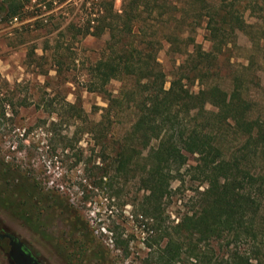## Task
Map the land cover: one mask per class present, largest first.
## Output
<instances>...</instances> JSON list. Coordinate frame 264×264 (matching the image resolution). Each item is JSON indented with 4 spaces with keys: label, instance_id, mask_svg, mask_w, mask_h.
I'll use <instances>...</instances> for the list:
<instances>
[{
    "label": "trees",
    "instance_id": "16d2710c",
    "mask_svg": "<svg viewBox=\"0 0 264 264\" xmlns=\"http://www.w3.org/2000/svg\"><path fill=\"white\" fill-rule=\"evenodd\" d=\"M30 1L0 0V17L17 18ZM52 2L35 0L36 5ZM90 2L86 7L87 24L78 29L79 34L108 33L109 38L107 53L89 67L86 90L108 92L107 84L114 79L131 82L106 97L104 116L111 111L119 114L116 109L124 110L123 105L130 116L108 166L125 183L138 184L139 195L132 200L136 208L133 217L147 226L142 231L146 233L144 240H152L146 243L150 248L146 258L154 264H177L190 258L203 260L204 264H262L264 116L252 115L254 103L241 75L234 77L229 92L217 84L194 92L181 77L170 79L166 87V73L157 60V50L161 38L173 44L181 33L168 29L158 35L160 38L150 28L161 22L172 27L185 24L186 16L193 10L195 20L205 21L215 50L221 51L223 46L234 42L229 38L236 30L251 37L253 33L259 34L256 38L259 44L260 39L264 40V0H122L120 9H114V0ZM165 6L178 8V12H169L163 19L159 9ZM154 9L158 10L157 16H142L144 11L150 15ZM248 10L256 12L260 21L247 22ZM191 44L193 70L200 71L204 63L208 67L213 54L193 41ZM208 105L214 109L207 108ZM70 107L73 109L75 105ZM5 113L4 107L1 108L0 116ZM101 122L103 119L98 124ZM193 151L198 156L190 165L187 152ZM4 166L8 165L0 162V207L39 232L43 227L41 215L46 214V218L51 208L64 206L69 213L65 222L69 221L85 238L83 244L91 246L82 249V252L90 250L85 261L78 252L70 255L74 264H114L110 250L96 242L97 237L88 230L87 223H82L80 214L67 208L57 192L43 190L37 182L20 174L12 176V171ZM108 170L104 173L108 174ZM185 174L196 183L194 202L170 232L163 228L165 201L172 191V181L179 178L183 181ZM10 178L14 180V190L3 183ZM63 209L61 212H65ZM110 231L115 248L127 256L129 239H121ZM213 241L224 242L225 258H213ZM239 244L246 246L242 248Z\"/></svg>",
    "mask_w": 264,
    "mask_h": 264
},
{
    "label": "rangeland",
    "instance_id": "374dc122",
    "mask_svg": "<svg viewBox=\"0 0 264 264\" xmlns=\"http://www.w3.org/2000/svg\"><path fill=\"white\" fill-rule=\"evenodd\" d=\"M121 1L114 0V9H120ZM90 4V0H53L51 5H36L31 0L17 18L0 17V109L4 107L6 111L4 117L0 116V162L8 165L4 167L12 171V176L20 174L37 182L43 190L57 192L67 208L80 214L82 223H87L88 230L97 237L96 242L110 250L114 264H154L146 258L150 250L146 243L152 242L144 240L146 233L142 231L147 226L133 217L136 208L132 200L139 195L138 184L125 183L108 166L130 116L125 105L121 106L124 110L117 107L119 114L111 111L104 116L106 97L131 82L114 79L107 84L108 92L88 91L85 86L89 67L107 53L109 38L108 33L79 34L78 29L87 24L86 7ZM159 10L163 19L169 12H178V8L167 6ZM157 14L154 9L151 16L146 11L142 16ZM245 18L250 23L260 21L258 14L249 10ZM186 19L185 24L172 27L161 22L150 28L160 38L158 35L163 31L174 29L181 33L173 44L161 38L157 50V60L166 73L165 86L170 79L181 77L194 92L213 84L229 92L234 77L241 75L254 103L252 115L264 116V40L257 44L259 34L253 33L252 38L236 30L229 38L234 42L218 51L208 38L205 21L195 20L193 10ZM192 41L214 56L208 67L206 63L200 65V71L193 70L194 61L189 56ZM70 104L75 107L72 109ZM207 108L214 109L209 105ZM187 155L188 164H194L198 152ZM105 169H109L108 174ZM182 179L172 181V191L165 201L163 228L170 232L194 202L196 183L189 174ZM13 181L10 178L3 183L14 190ZM59 208H51L46 218V214L41 215L43 227L37 232L0 207V232L14 234L44 264H74L72 256L77 252L85 261L90 250L82 252V249L90 243L83 244L85 238L69 221L65 222L68 211L64 206ZM110 229L121 239H129L127 256L115 248ZM223 243H211L213 258L226 257ZM7 251V241L0 238V264H10ZM260 258L264 264V256ZM177 264H204V261L190 258Z\"/></svg>",
    "mask_w": 264,
    "mask_h": 264
},
{
    "label": "water",
    "instance_id": "95a60500",
    "mask_svg": "<svg viewBox=\"0 0 264 264\" xmlns=\"http://www.w3.org/2000/svg\"><path fill=\"white\" fill-rule=\"evenodd\" d=\"M0 238H6L7 257L10 264H42L41 261L24 245L18 237L10 232H0Z\"/></svg>",
    "mask_w": 264,
    "mask_h": 264
},
{
    "label": "flooded vegetation",
    "instance_id": "af4514ba",
    "mask_svg": "<svg viewBox=\"0 0 264 264\" xmlns=\"http://www.w3.org/2000/svg\"><path fill=\"white\" fill-rule=\"evenodd\" d=\"M3 239H6V238H3ZM25 245V244H24Z\"/></svg>",
    "mask_w": 264,
    "mask_h": 264
}]
</instances>
